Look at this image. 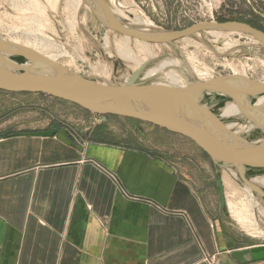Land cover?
<instances>
[{
    "label": "crops",
    "instance_id": "crops-1",
    "mask_svg": "<svg viewBox=\"0 0 264 264\" xmlns=\"http://www.w3.org/2000/svg\"><path fill=\"white\" fill-rule=\"evenodd\" d=\"M31 95L0 91V264H264L232 257L231 182L195 142Z\"/></svg>",
    "mask_w": 264,
    "mask_h": 264
},
{
    "label": "rangeland",
    "instance_id": "rangeland-1",
    "mask_svg": "<svg viewBox=\"0 0 264 264\" xmlns=\"http://www.w3.org/2000/svg\"><path fill=\"white\" fill-rule=\"evenodd\" d=\"M106 1L122 11L117 15L123 21L129 23V20L142 16L141 20H151L156 29L180 30L201 21H219L222 17L246 23L256 20L264 28V0ZM0 33L7 40L30 46L85 77L109 85L125 84L145 62L148 63L144 69L148 70L172 60L180 62L162 68L156 76L148 79V85L157 81L169 82L171 72L192 80L238 73L264 82V46L249 34L204 31L174 43H145L129 37L127 43L123 38L127 36L107 28L85 0H0ZM122 40L135 60L119 52ZM47 96L31 95L30 98L35 99L33 106L48 103L53 106L56 117L67 121L75 119L79 113L84 114L76 105ZM224 102L217 103V108ZM26 111L22 110L23 113ZM110 116L116 117L114 120L119 117L109 115L107 118ZM248 138L264 142V133L254 129L248 133ZM215 165L231 182L227 202L232 207L228 216L232 236L234 232L244 245H264V202H259L257 192L242 177L238 179L232 175L234 168ZM245 175L251 179L264 175V170L251 169Z\"/></svg>",
    "mask_w": 264,
    "mask_h": 264
},
{
    "label": "water",
    "instance_id": "water-1",
    "mask_svg": "<svg viewBox=\"0 0 264 264\" xmlns=\"http://www.w3.org/2000/svg\"><path fill=\"white\" fill-rule=\"evenodd\" d=\"M85 1L107 28L141 42L174 43L204 31H223L249 34L264 46V31L243 21H201L180 30L147 31L129 27L106 0ZM16 58L26 62L18 64ZM147 63L141 65L125 84L109 85L85 77L30 46L4 38L0 40V91L45 94L100 115L104 121L107 116L114 115L161 127L195 142L217 165L227 169L241 168L242 173H239L248 185L245 172L264 168V142H254L231 131L206 105L205 99L209 94H225L238 103L245 116L257 122L250 102L251 97L264 94V82L242 74H228L195 79L188 86H153L139 80ZM218 187L221 206L229 212L221 177ZM253 189L264 197L260 188L255 186ZM226 233L230 237L227 247L234 259L240 263L264 259V245L237 250L229 228Z\"/></svg>",
    "mask_w": 264,
    "mask_h": 264
},
{
    "label": "bare ground",
    "instance_id": "bare-ground-1",
    "mask_svg": "<svg viewBox=\"0 0 264 264\" xmlns=\"http://www.w3.org/2000/svg\"><path fill=\"white\" fill-rule=\"evenodd\" d=\"M109 6L111 7L110 4H109ZM97 9L99 10L100 8L98 7ZM111 9H112V11L115 14H118V13L121 14L122 13V11L120 9L113 8V6L111 7ZM141 17L139 18V16H138L136 19L129 20L130 21L128 23L129 27H131L133 29H141V30H147V31L156 29L155 24L151 20H148V18L145 17L148 21H143V20H141ZM4 38L5 37H3L2 34L0 33V40L4 39ZM123 38H124L125 41H127V43L130 40L129 39L130 37L128 38V36L127 37H123ZM124 40H122L123 41L122 45L121 44L119 45V50H120L119 52H121L122 55L125 56L126 58H128L130 60H135L134 54H131L130 51L124 45L125 44ZM120 43H121V41H120ZM143 49H145V48H143ZM16 61H17L18 64H24L26 62V60L22 59V58H16ZM179 62L180 61H178V60L164 61L163 63L158 65V67L151 68V69H148V70L143 69L142 73H141V76L142 75L143 76L140 77L139 80L140 81H144V80L148 81V79L156 76L158 74V72L160 70H162V68H164L165 66L178 65ZM234 74H238V73H234ZM191 75L193 76V74H191ZM168 78H169V82L157 81V83L156 84L154 83L153 86H156V85L157 86H164V85H180V86L183 85V86H188V85H191V84H193L195 82V80H192V79H190L188 77H185L183 75H179L176 72L169 73L168 74ZM205 100H206L205 101L206 105L211 107L212 111L222 121L225 122L226 126L231 131H233L234 133L238 134L239 136H243V137H246L247 139H249L248 138V133L251 132L254 129H259L260 132L264 133V94H260V95L251 97L250 106L253 108V112H254V114L256 116L257 122H253L247 116H245V114H243L241 108H239L238 103L236 101L232 100L231 98H229L225 94H221V93L211 94V95L209 94V95L206 96ZM222 101H225L223 103V106L217 108V105H218L217 103L222 102ZM249 140H252V139H249ZM252 141L256 142L257 140L256 141L252 140ZM234 170H235V172L232 173V175L235 176L238 179H241L242 176L239 173L240 171L242 173L241 168L235 167ZM256 170H261L262 171V170H264V168H260V169H256ZM248 186L252 187V188L256 186L257 188H260L262 191H264V175H260V176H256V177H252L251 179H248ZM257 196L260 198L259 202H261V204H263V202H264V199L262 197L263 195H261V194H259L257 192ZM230 208H231L230 210L232 212L231 205H230ZM228 209H229V205H228Z\"/></svg>",
    "mask_w": 264,
    "mask_h": 264
},
{
    "label": "trees",
    "instance_id": "trees-1",
    "mask_svg": "<svg viewBox=\"0 0 264 264\" xmlns=\"http://www.w3.org/2000/svg\"><path fill=\"white\" fill-rule=\"evenodd\" d=\"M226 17H222V18H220V20L219 21H226L227 19H225ZM248 23H250L251 25H253V26H255V27H257V28H259V29H262V30H264V28L258 23V21H256V20H250V21H247ZM27 94V93H26ZM86 111V110H85ZM86 112H88V111H86ZM88 113H90V112H88ZM132 120H134V121H138V120H135V119H132ZM207 155V154H206Z\"/></svg>",
    "mask_w": 264,
    "mask_h": 264
}]
</instances>
